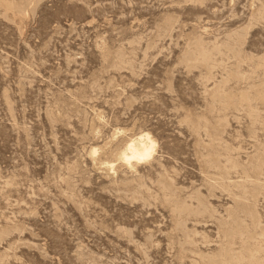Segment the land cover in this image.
<instances>
[{"label":"rangeland","instance_id":"374dc122","mask_svg":"<svg viewBox=\"0 0 264 264\" xmlns=\"http://www.w3.org/2000/svg\"><path fill=\"white\" fill-rule=\"evenodd\" d=\"M0 264H264V0H0Z\"/></svg>","mask_w":264,"mask_h":264},{"label":"bare ground","instance_id":"6f19581e","mask_svg":"<svg viewBox=\"0 0 264 264\" xmlns=\"http://www.w3.org/2000/svg\"><path fill=\"white\" fill-rule=\"evenodd\" d=\"M155 148V139L148 132H141L139 135L136 134V136L129 137L125 141L124 147L119 153V158L124 164L132 167L137 162L153 158ZM93 152H96V149H93ZM111 167H113L112 164Z\"/></svg>","mask_w":264,"mask_h":264}]
</instances>
